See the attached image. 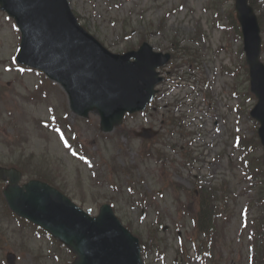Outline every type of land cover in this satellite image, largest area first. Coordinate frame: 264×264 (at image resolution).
<instances>
[{
  "label": "rangeland",
  "instance_id": "1",
  "mask_svg": "<svg viewBox=\"0 0 264 264\" xmlns=\"http://www.w3.org/2000/svg\"><path fill=\"white\" fill-rule=\"evenodd\" d=\"M233 1L219 0L220 13L216 17L210 6L214 0H68L85 29L111 51L123 53L135 49L144 37L156 50L171 51L174 56H180V52L175 49L180 45L194 50L197 48L200 52L207 50L209 56H205L204 62L202 59L198 60L200 66L199 70H195L197 73L189 70L196 61L189 65L187 60L190 58L187 56L181 55L186 63L172 58L165 68L169 71V80L159 86L160 95L156 100L159 109L149 110L145 116H128L122 129H116L104 138L99 134V118L95 114H89L84 119L66 108L67 98L61 87L51 84L48 79L49 82H43V77L37 72L18 74L14 67L6 66L9 56L6 50L12 48L14 51L18 41L17 36L12 39L9 29L3 27V14L0 12V35L3 38L9 36L6 41H0L1 162L6 163L8 159L20 160L26 166V174L41 166V172L49 171L53 174L55 187L72 198L82 209L90 208L93 213L97 212L101 203L114 201L118 219L129 224L131 230L149 245L148 249H144L145 264H173V260L180 255L179 239L189 253L193 252L191 244L204 239L203 234L193 227L191 213L196 210L197 201L188 192L174 191L165 180L169 177L173 182L184 184L188 191L197 185L194 184L196 181L193 174L199 175L198 182L205 185L210 183L216 190L217 211L223 212L213 223V234L206 237L203 248L205 255L212 260L211 264H246L247 254L252 252L250 245L255 252L258 246L264 247V239L254 242L250 231V223L254 217L263 215L264 219V205L260 206L257 200L259 196L264 197V185H251L245 168L241 166L240 152L230 146L236 125L239 127L235 130L239 133L250 136L253 133V123L249 117L244 112L234 113L230 110V106L236 105L239 99L236 101L231 97L234 79L225 75L220 68V63L234 67L242 48L241 38L235 35L231 26L222 29L215 23L220 20L223 25H230ZM213 6L216 7V4ZM260 6L263 13L264 0L263 7ZM197 22L204 32V43L203 38L197 42L190 39L196 32ZM260 32L261 43L264 44V26ZM221 45H226L223 50L220 49ZM261 55L264 61V52ZM216 58L219 60L216 61ZM13 60L14 58L11 62ZM170 72H176V75L173 77ZM177 74L182 75L179 78L184 84L179 92L173 90ZM190 77H193V82ZM195 87L198 91L208 90L209 96L202 98ZM180 99L192 102L197 100L198 106L205 112H202L204 133L214 137L217 145L209 146L205 153L206 150L198 147L200 141L194 136L182 138L179 129L175 128L168 140L164 128L161 131L162 139L154 141L151 151L161 149L171 160H164L161 164L156 159L160 153L156 151L152 153L154 155L139 160L142 140L135 137L134 132L139 131L141 126L157 127L164 117L174 115L177 119L183 115L181 112L187 111L184 110L186 107L174 112L171 106ZM203 100L206 106L210 104L209 107L212 106L213 109H208ZM255 101L253 98L248 99L242 105L248 111ZM242 108L244 109L243 106ZM55 114L57 118L59 115L64 116L69 126L62 123L61 128L56 130L43 124L42 121H48L50 116L56 117ZM184 129H189V133L194 134V127L184 126ZM60 133L64 136L74 133L87 146L92 161L71 154L62 142ZM163 138L174 142L178 147L171 149L164 146ZM189 139H193L192 143ZM207 144L210 145V141ZM261 151L258 150V153ZM29 154L36 156L34 161H26ZM189 154L191 157H198L190 165L189 160L185 159ZM104 159L117 163L119 168L116 175L110 174V163H102ZM129 166L130 173L124 175L120 167ZM22 178L23 181L28 179L26 175ZM209 195L208 203L211 201V194ZM181 204H184L183 207ZM186 205H191L190 213L187 207V210L184 209ZM180 208L183 209L182 212ZM245 214L250 219L248 228L242 224ZM31 230L28 226L22 229L21 224L18 225L15 219H11L0 201V237L3 240L0 244V261L5 264V253L10 250L16 254V264H43L44 251L38 246L52 242L44 237H35ZM1 232H6L7 237L1 235ZM23 232L25 233L22 235ZM177 232L180 233V238H177ZM153 243L155 248L152 247ZM203 263L201 260L198 264Z\"/></svg>",
  "mask_w": 264,
  "mask_h": 264
},
{
  "label": "water",
  "instance_id": "2",
  "mask_svg": "<svg viewBox=\"0 0 264 264\" xmlns=\"http://www.w3.org/2000/svg\"><path fill=\"white\" fill-rule=\"evenodd\" d=\"M50 2L54 9H45L40 18L36 10L29 16L35 3L26 7L23 0H3L22 27V42L26 47L35 43L24 58L27 63L59 80L69 93L71 108L79 114L97 109L103 130L120 123L127 110L144 108L157 81L154 69L168 54L153 52L147 42L138 50L112 54L77 24L65 0ZM235 7L246 33L253 82H260L264 66L257 61V21L247 0H236ZM5 174L11 183L4 193L12 209L69 243L79 254L80 264H142L138 240L119 224L109 206L102 205L99 215L92 218L46 184L30 180L19 187L18 171L0 167V177Z\"/></svg>",
  "mask_w": 264,
  "mask_h": 264
}]
</instances>
